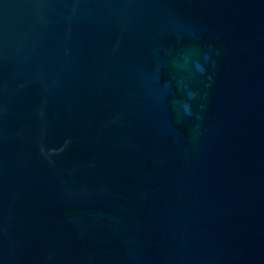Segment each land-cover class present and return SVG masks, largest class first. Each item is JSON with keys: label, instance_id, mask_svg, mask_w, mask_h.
Segmentation results:
<instances>
[{"label": "water", "instance_id": "water-1", "mask_svg": "<svg viewBox=\"0 0 264 264\" xmlns=\"http://www.w3.org/2000/svg\"><path fill=\"white\" fill-rule=\"evenodd\" d=\"M0 264H264V0H0Z\"/></svg>", "mask_w": 264, "mask_h": 264}]
</instances>
